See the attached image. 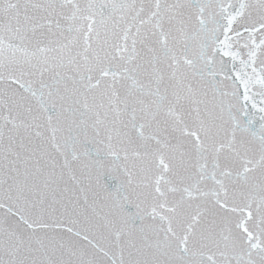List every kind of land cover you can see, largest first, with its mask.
<instances>
[{
  "label": "snow or ice",
  "instance_id": "6c2138e0",
  "mask_svg": "<svg viewBox=\"0 0 264 264\" xmlns=\"http://www.w3.org/2000/svg\"><path fill=\"white\" fill-rule=\"evenodd\" d=\"M0 264H264V0H0Z\"/></svg>",
  "mask_w": 264,
  "mask_h": 264
},
{
  "label": "water",
  "instance_id": "95a60500",
  "mask_svg": "<svg viewBox=\"0 0 264 264\" xmlns=\"http://www.w3.org/2000/svg\"><path fill=\"white\" fill-rule=\"evenodd\" d=\"M88 147H91V145H88ZM103 179H104V182L106 183V185L108 186V188L110 190L115 188V186L117 184V180L114 177H110L109 174L106 173L104 175ZM126 208L128 211L134 210L133 206H131V205H126Z\"/></svg>",
  "mask_w": 264,
  "mask_h": 264
}]
</instances>
